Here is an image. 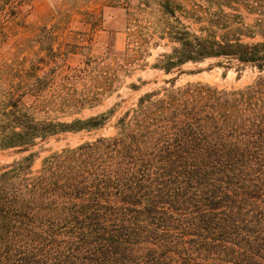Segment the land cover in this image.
I'll use <instances>...</instances> for the list:
<instances>
[{"label": "trees", "instance_id": "16d2710c", "mask_svg": "<svg viewBox=\"0 0 264 264\" xmlns=\"http://www.w3.org/2000/svg\"><path fill=\"white\" fill-rule=\"evenodd\" d=\"M28 1L0 0V50L13 32L5 10ZM124 8L121 52L87 57L43 26L31 57L0 64V148L23 150L103 127L113 108L76 116L149 66L152 36L173 44L149 66L173 77L142 93L114 136L53 153L37 174L32 155L0 168V264H264V0ZM209 59L258 75L238 90L176 85Z\"/></svg>", "mask_w": 264, "mask_h": 264}, {"label": "rangeland", "instance_id": "374dc122", "mask_svg": "<svg viewBox=\"0 0 264 264\" xmlns=\"http://www.w3.org/2000/svg\"><path fill=\"white\" fill-rule=\"evenodd\" d=\"M179 1L187 4L190 1L203 2L204 0ZM128 2L133 5L136 0H30L18 8H8L5 10L4 18L9 21L13 32L9 35L7 44L0 50V64L10 62L18 57H31L36 49L33 46L39 29L43 26L55 27L54 34L58 36V41L62 44L75 45L78 43L83 46L84 56L97 57L107 52H121L128 42L126 27L128 19L131 17L130 10L124 8ZM240 14L243 17V27L245 29L251 27L254 17L243 10H240ZM245 34L247 36L241 37L243 42L261 41L257 35ZM151 43L156 45L150 49V56L147 58L149 66L155 62L159 54L168 53L173 47V44L166 39L160 40L156 36H152ZM79 62L80 60H76L73 64ZM149 66L136 70L125 80L124 86L100 106L84 110L76 116L87 118L113 108V115L103 127L92 131L63 133L47 137L37 140L33 145L23 150H2L0 148V168L32 155L31 171L33 174H37L43 158L53 153L76 147L85 142H92L97 138L114 136L117 119L135 106L138 97L144 92L158 89L164 84V81L173 77L166 76ZM238 69L239 66L235 61L223 59H209L199 64H188L183 67V72L177 78L176 85L202 83L218 89L238 90L251 84L258 75L249 66L240 67L241 71ZM130 84H136L140 89L131 90Z\"/></svg>", "mask_w": 264, "mask_h": 264}]
</instances>
